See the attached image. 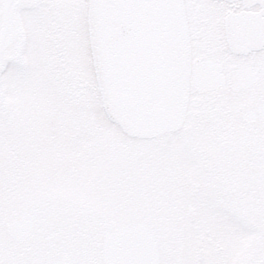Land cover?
<instances>
[{
  "label": "rangeland",
  "instance_id": "1",
  "mask_svg": "<svg viewBox=\"0 0 264 264\" xmlns=\"http://www.w3.org/2000/svg\"><path fill=\"white\" fill-rule=\"evenodd\" d=\"M86 4L87 0H40L39 6L24 11L22 19L29 40L23 65L11 67L4 83L0 80V86L4 84V99L18 110L19 117L18 120L15 112L7 113L0 108V162L8 160L7 148L18 149L20 154L15 159L24 160L18 164L23 174L16 182L9 168H0V264H9L11 256L4 227L18 217H14V209L9 208L6 200L20 187L21 198H30V203L46 201L45 208L58 205L65 218L74 214L87 218L89 213L102 216L104 211H110L120 224L130 218L126 211H138L139 205L153 204L150 199L142 202L140 142L126 138L108 121L103 110L90 49L85 48ZM53 25L58 32L54 33ZM40 29L43 35L59 34L64 69L62 58L46 40L48 37L44 43L50 50L37 37L41 33L36 31ZM21 127L23 135L19 132ZM22 139L25 141L21 143ZM202 200L201 195L192 196L185 205L197 207L196 202ZM199 203L211 211L223 206L212 196ZM201 204L199 209H204ZM229 222L220 228L212 227L225 248L217 255H221L225 264H239L241 259L254 255L261 233L241 231L244 233L241 249L227 250L240 236L235 235L239 232L237 228L242 227L236 222L231 226ZM201 235H193L186 244L183 264H199L197 244Z\"/></svg>",
  "mask_w": 264,
  "mask_h": 264
},
{
  "label": "flooded vegetation",
  "instance_id": "2",
  "mask_svg": "<svg viewBox=\"0 0 264 264\" xmlns=\"http://www.w3.org/2000/svg\"><path fill=\"white\" fill-rule=\"evenodd\" d=\"M201 3L203 7L200 9ZM241 10L239 1L232 5L222 2L214 6L210 0H196L191 23L198 58L221 65L226 84L217 92L203 95L194 93L191 97L185 128L189 132L200 133L201 137L196 143L173 146L170 149L171 157L167 159L164 153L159 155L157 152L150 168L147 166L150 161H145L143 165L145 179H167L172 182L170 203L165 209L157 211L158 220L152 226L163 257L161 264H173L175 254L180 252L182 246L180 224L183 222L174 219V180L207 179L213 191L237 196L248 217L261 219L264 223V49L236 52L230 48L226 19L230 13ZM243 70L255 71L254 79L248 88L236 91L233 86ZM249 112L255 118L253 123L246 122ZM153 146L145 145L144 153H152ZM157 149L158 145H155L154 151ZM11 157L5 165L17 177L23 173L18 168L19 162ZM192 185L186 182L180 185V190ZM19 190L22 189L9 194L12 196L8 199L12 207L22 200ZM14 194L16 197H13ZM22 210L30 216V203H24ZM34 219L37 224V219ZM47 228L50 230V227ZM40 230L46 232L45 229ZM58 232L51 231V236ZM54 239L49 238L47 245L54 247ZM16 247L24 264H30V239ZM55 254L46 259H51ZM39 258L34 253L31 263L36 264ZM37 264L51 263L47 260ZM94 264H102L100 255L95 258Z\"/></svg>",
  "mask_w": 264,
  "mask_h": 264
},
{
  "label": "water",
  "instance_id": "3",
  "mask_svg": "<svg viewBox=\"0 0 264 264\" xmlns=\"http://www.w3.org/2000/svg\"><path fill=\"white\" fill-rule=\"evenodd\" d=\"M131 3L133 0H124ZM92 0L91 14L94 13ZM30 0H0V74L4 71L7 63L17 61L22 50L19 44L23 34L20 26L18 13L19 10L29 6ZM142 15V10H138ZM91 30L93 29V20L91 22ZM97 62V60H96ZM130 135L135 136L133 132ZM137 136V135H136Z\"/></svg>",
  "mask_w": 264,
  "mask_h": 264
}]
</instances>
